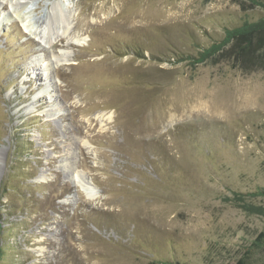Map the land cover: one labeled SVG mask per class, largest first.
Instances as JSON below:
<instances>
[{
	"label": "rangeland",
	"instance_id": "rangeland-1",
	"mask_svg": "<svg viewBox=\"0 0 264 264\" xmlns=\"http://www.w3.org/2000/svg\"><path fill=\"white\" fill-rule=\"evenodd\" d=\"M17 5L0 0V264H264V62L182 60L264 8L70 0L51 48Z\"/></svg>",
	"mask_w": 264,
	"mask_h": 264
},
{
	"label": "trees",
	"instance_id": "trees-1",
	"mask_svg": "<svg viewBox=\"0 0 264 264\" xmlns=\"http://www.w3.org/2000/svg\"><path fill=\"white\" fill-rule=\"evenodd\" d=\"M254 5L264 8V0H248ZM229 45L237 48V52L249 57L252 62H264V17L256 21H245L243 24L225 29V36L218 42H213L210 46L200 51L199 55L190 60L189 57L182 58L190 63L198 64L207 62L215 54L223 52ZM241 197V196H237ZM241 205V204H240ZM264 233L258 236V241L262 242ZM171 264H181L171 262ZM235 264H246L244 257L239 258Z\"/></svg>",
	"mask_w": 264,
	"mask_h": 264
},
{
	"label": "bare ground",
	"instance_id": "bare-ground-1",
	"mask_svg": "<svg viewBox=\"0 0 264 264\" xmlns=\"http://www.w3.org/2000/svg\"><path fill=\"white\" fill-rule=\"evenodd\" d=\"M16 1L18 5L13 10L14 16H18L21 18L23 25L28 32L36 34L38 32V26L36 24H38L40 27L43 26L44 31L46 28L48 29L49 25L55 26V29L54 28L50 29L48 32V38L50 39L49 42H51V46H50L51 48L55 45V43L58 40H61L63 37H66L72 34V31L74 30V28L70 30L71 26L69 22V13H68V10H66L67 6L65 7L66 2H70V0H59V1L53 2L52 11L50 12L49 17H47L46 20L37 19L38 17L35 16L36 15L35 8H30L29 10H27L31 2L37 1L39 3L40 0H16ZM46 1H49V0H46ZM41 33H43L42 29L39 32V34ZM47 69L49 71L48 73L50 74L51 69L49 70V67ZM38 79L39 78H36L35 80L37 81ZM39 99L41 100V103H40L41 105L46 104V101L40 96H39ZM87 195L93 198L96 196L95 193L92 191H87Z\"/></svg>",
	"mask_w": 264,
	"mask_h": 264
}]
</instances>
